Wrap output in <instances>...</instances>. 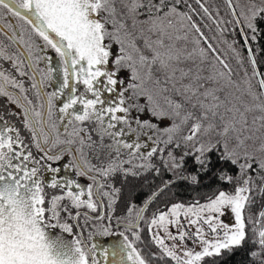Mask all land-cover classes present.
<instances>
[{
    "label": "snow or ice",
    "instance_id": "snow-or-ice-1",
    "mask_svg": "<svg viewBox=\"0 0 264 264\" xmlns=\"http://www.w3.org/2000/svg\"><path fill=\"white\" fill-rule=\"evenodd\" d=\"M223 5L0 0V264H264V0Z\"/></svg>",
    "mask_w": 264,
    "mask_h": 264
},
{
    "label": "trees",
    "instance_id": "trees-1",
    "mask_svg": "<svg viewBox=\"0 0 264 264\" xmlns=\"http://www.w3.org/2000/svg\"><path fill=\"white\" fill-rule=\"evenodd\" d=\"M217 6L221 7V12L224 14V9L226 8V5H223V0H215ZM195 6V5H194ZM231 39V37H230ZM235 39L239 41V47H241L243 49V39L240 37L239 32L237 31L236 35H235ZM259 46L261 48H264V37H262L259 40ZM257 47L256 44H253V48L255 50V48ZM243 54L246 56L247 55V51L246 49H243ZM258 59H264V52L260 53V56L258 57ZM261 71H264V66L261 67ZM165 179H167L168 177L165 176ZM161 182V177H153L151 174H148L142 178H138V179H131L130 178V185L131 186H135V200L136 203L139 205L140 203L143 202V200L145 199V197L152 191L154 190L155 185L160 184ZM199 191L201 193H205L208 191L207 188H201L199 189ZM178 192L180 194V197L188 200L191 199L192 196L196 195V192L191 190V189H186L184 186H181L179 188H174L172 190V192H167L165 193L160 200H158L156 202V204L153 206L152 210L154 211L156 207L161 206L163 203L173 199V193ZM123 203V202H122ZM124 204V208L126 209V205ZM154 250V249H152ZM248 259V257L246 256V254L241 251L239 253H237L236 255L232 256L231 258H226L224 264H244V262H246Z\"/></svg>",
    "mask_w": 264,
    "mask_h": 264
},
{
    "label": "flooded vegetation",
    "instance_id": "flooded-vegetation-1",
    "mask_svg": "<svg viewBox=\"0 0 264 264\" xmlns=\"http://www.w3.org/2000/svg\"><path fill=\"white\" fill-rule=\"evenodd\" d=\"M0 39H3V38L0 37ZM5 43H7L6 40H5ZM49 54L54 55L53 53H51V51H49ZM54 63H55V61H54ZM4 65H5V67H8V63H7V62H4ZM48 90L51 91L52 89L49 88ZM0 102H2V101H0ZM9 107H11V108H15L14 105H10ZM17 111H19V110L17 109ZM85 183H87V181H85ZM117 186H119V184H117ZM124 211H125L124 204H123L122 202L118 203V204H117L116 215H122V214L124 213ZM113 222H114V221H113ZM57 231H58V230H57ZM65 236H67V234H65ZM69 238H70V237H69ZM116 239H117V238H115V240H116ZM95 241H96L97 243H100V244L106 246L107 243H110V242L114 241V239L111 238L110 236H96V237H95Z\"/></svg>",
    "mask_w": 264,
    "mask_h": 264
},
{
    "label": "rangeland",
    "instance_id": "rangeland-1",
    "mask_svg": "<svg viewBox=\"0 0 264 264\" xmlns=\"http://www.w3.org/2000/svg\"><path fill=\"white\" fill-rule=\"evenodd\" d=\"M209 3L212 4V3H213V0H209ZM214 3H215V5L217 6L215 0H214ZM221 15H223L222 12H221ZM125 210H126V209H125ZM221 219H223L225 222H227V223H229V224L234 223V218H233L231 215H226V216L222 217ZM113 223H115V220H114ZM110 237L113 238L114 240H115V238H117V237H113V236H110ZM189 246H191V242H189ZM154 250H155V249H154ZM154 250H153V251H154Z\"/></svg>",
    "mask_w": 264,
    "mask_h": 264
}]
</instances>
